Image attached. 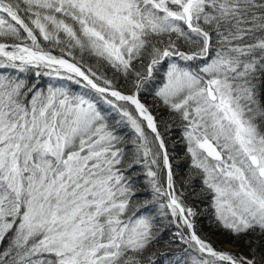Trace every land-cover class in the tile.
Instances as JSON below:
<instances>
[{"label": "snow or ice", "instance_id": "6c2138e0", "mask_svg": "<svg viewBox=\"0 0 264 264\" xmlns=\"http://www.w3.org/2000/svg\"><path fill=\"white\" fill-rule=\"evenodd\" d=\"M0 264H264V0H0Z\"/></svg>", "mask_w": 264, "mask_h": 264}, {"label": "trees", "instance_id": "16d2710c", "mask_svg": "<svg viewBox=\"0 0 264 264\" xmlns=\"http://www.w3.org/2000/svg\"><path fill=\"white\" fill-rule=\"evenodd\" d=\"M43 80L44 82H46L47 78H43ZM148 101L151 102L150 98ZM169 144H170V148L174 146L175 153L180 154L179 156H177V159L180 160L183 156V145L182 143L179 142L178 135L174 137L172 140H170ZM176 171H177L178 180H182L186 177L187 168L184 166L183 162L181 163V166L176 169ZM198 210L202 213V215L198 217V220H197L198 226L201 229L202 234L207 236L209 240L215 244L216 247L223 248L222 244H223V241L225 240V236L222 233L216 234L214 225L210 224V222L207 221V217L203 215L204 207L202 204L198 205ZM165 235L167 238V233ZM240 245L242 246L243 244L240 243Z\"/></svg>", "mask_w": 264, "mask_h": 264}, {"label": "rangeland", "instance_id": "374dc122", "mask_svg": "<svg viewBox=\"0 0 264 264\" xmlns=\"http://www.w3.org/2000/svg\"><path fill=\"white\" fill-rule=\"evenodd\" d=\"M149 103H151L150 101H148ZM233 247L234 250H241V251H245L246 249L243 247V245L241 246L240 244H236V243H232L229 244ZM227 245H225L224 243L222 244V247H226Z\"/></svg>", "mask_w": 264, "mask_h": 264}, {"label": "bare ground", "instance_id": "6f19581e", "mask_svg": "<svg viewBox=\"0 0 264 264\" xmlns=\"http://www.w3.org/2000/svg\"><path fill=\"white\" fill-rule=\"evenodd\" d=\"M226 247H230V248H232V249H233V247H232L231 245H227Z\"/></svg>", "mask_w": 264, "mask_h": 264}]
</instances>
